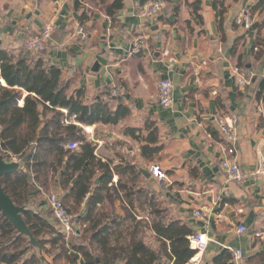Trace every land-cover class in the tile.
I'll return each instance as SVG.
<instances>
[{
	"label": "crops",
	"instance_id": "crops-1",
	"mask_svg": "<svg viewBox=\"0 0 264 264\" xmlns=\"http://www.w3.org/2000/svg\"><path fill=\"white\" fill-rule=\"evenodd\" d=\"M152 1L123 0L117 13L124 28L120 31L111 27L110 18L101 11L89 12L80 26L82 9L76 11L75 0H0V46L14 59L27 53L58 65L71 92L85 89L89 104L104 91V84L117 85L123 94L122 103L130 113L116 124L77 123L87 139L97 144L102 160L113 165L128 162L147 171L131 188L133 207L124 200L125 190L116 188L118 175H113L109 200L102 204L110 219H123L129 212L134 222L146 221L145 229L153 238L152 221L181 220L194 234L203 232L207 245L188 264H205L223 248L241 249L243 263L264 264V176L255 174L264 160V91L259 93L264 85V46L263 55L254 59L255 28L245 30L242 25L244 11L257 0H223L224 39L213 8L216 0H163L165 7L153 22L143 16ZM194 1H198L196 11ZM260 19L264 10L254 13L253 24ZM46 26H51L46 48L27 50L25 38ZM79 27L86 37L77 34ZM260 36L264 41V23ZM240 37L238 51L246 65L238 68L230 49ZM136 40L144 42L142 54L129 57L127 52ZM242 69L252 75L244 84L239 83ZM165 77L174 84L172 103L166 108L158 104L156 88ZM116 103L109 107L114 110ZM231 114L236 116V140L234 153L227 154L218 120ZM132 128L137 129L134 136ZM151 131L161 145L152 157L140 151V145H152L146 142ZM225 159L239 165L242 181L228 179L222 166ZM157 163L165 179L150 175L149 167ZM42 200L31 194L28 209L42 212L47 206ZM196 209L210 218L209 226L193 217ZM241 225L246 229L238 232ZM160 262L171 264L166 258Z\"/></svg>",
	"mask_w": 264,
	"mask_h": 264
},
{
	"label": "trees",
	"instance_id": "trees-1",
	"mask_svg": "<svg viewBox=\"0 0 264 264\" xmlns=\"http://www.w3.org/2000/svg\"><path fill=\"white\" fill-rule=\"evenodd\" d=\"M191 5L196 11L198 1ZM74 8L82 9L78 17L80 26L85 24L89 12L101 11L110 18L112 28L124 29L117 19L123 0H75ZM213 8L218 31L224 39L223 0L214 1ZM248 10L262 14L264 0H257ZM263 23L264 19H260L255 26L251 49L254 59L263 55L264 41L260 36ZM251 29L252 26L248 30ZM241 38L230 49L238 68L246 65L244 55L238 51ZM142 51L143 48L128 56H139ZM61 75L58 65H49L43 58L27 53L14 59L0 46V80L5 83L0 82V154L3 158L13 155L18 160L28 154L23 168L1 176L0 183L15 205L29 206L33 194L43 197L41 204L46 203L45 209L48 208L47 212L27 209L22 213L40 251L26 237L17 234L0 214V264H157L163 258L171 264H188L197 253L190 247L189 236L194 235V230L189 224L181 220L152 221L150 227L159 243L158 248H153L140 235L142 220L134 222L129 212L123 219H110V214L102 208L104 201L109 200V184L114 174L118 175L116 188L125 190L124 200L133 207L131 188L142 175L135 164L113 165L107 159L102 160L97 144L87 139L77 125L116 124L129 115V107L122 103L123 94L119 91L116 97L112 95L117 85L104 84V91L89 104L85 89L71 92L70 82L62 80ZM263 91L261 85L259 93ZM113 101L117 102L114 110L109 107ZM136 130L130 129L131 136ZM157 140V133L151 131L146 142L155 145H140L141 153L151 157L157 153L161 148ZM74 141L79 143L77 148L66 147ZM125 175L127 179H123ZM58 192L71 215L72 231L68 236L58 228L59 223L47 204V196ZM205 264L234 262L229 250L223 248Z\"/></svg>",
	"mask_w": 264,
	"mask_h": 264
},
{
	"label": "built area",
	"instance_id": "built-area-1",
	"mask_svg": "<svg viewBox=\"0 0 264 264\" xmlns=\"http://www.w3.org/2000/svg\"><path fill=\"white\" fill-rule=\"evenodd\" d=\"M165 3L163 0H153L151 3L143 11V16L148 19V21L156 20L157 15L164 8ZM254 13L250 10L246 9L242 16L243 27L245 30H248L253 24ZM51 34V26H46L39 34L30 36L25 41V47L27 50L32 52H38L43 48L44 42L50 39ZM77 34L84 38L86 34L84 33L82 27H79L77 30ZM144 47V42L142 40H136L132 43L130 50L127 52L128 55L138 53ZM164 55H168V51H164ZM172 62L168 64V68L170 69ZM252 77L251 73L242 69L241 77L239 79L240 84L247 83L248 80ZM157 88V102L161 107H169L172 103L173 96V88L174 84L170 78H161L158 80L156 84ZM119 90L117 88H113L112 95L116 96ZM218 130L223 140L226 143V153L232 154L234 153L233 143L236 140V116L234 114L224 116L218 120ZM79 145L78 142H70L66 145L67 148H77ZM6 161H17V157L13 155H9L4 158ZM222 166L225 168L227 172V177L232 181H242L244 178V174L240 169L239 165L234 160L225 159L222 162ZM150 175L157 180H162L166 178L164 171L161 169L159 165H151L149 167ZM255 174H259L264 176V160L260 162V165L255 170ZM47 204L51 207L55 218L59 223V227L65 233L66 236L72 231L71 224V215L67 212L65 206L62 203L60 196L57 193H51L47 196ZM193 217H195L203 226L210 225V218L202 213L200 210H194L192 212ZM245 227L243 225L238 226V232L245 231ZM190 247L196 249L197 253L202 252L208 242V238L205 236L203 232L196 233L194 235L189 236ZM230 256L234 264H244L243 263V251L241 249H229Z\"/></svg>",
	"mask_w": 264,
	"mask_h": 264
},
{
	"label": "water",
	"instance_id": "water-1",
	"mask_svg": "<svg viewBox=\"0 0 264 264\" xmlns=\"http://www.w3.org/2000/svg\"><path fill=\"white\" fill-rule=\"evenodd\" d=\"M256 23L252 25L255 28ZM154 29L157 27L154 26ZM1 149V146H0ZM28 154H26L21 160L17 161H6L3 156L0 154V178L3 175L14 173L22 168L23 164L25 163ZM139 171L146 175L147 171L143 168H140ZM98 182V179L95 180V183ZM28 209L27 206H18L15 205L9 195L4 192L3 187L0 183V214L4 216L16 229L17 234H21L28 239L30 244L37 248L40 251V246L38 245L37 241L35 240L34 236L30 232L28 226L24 222L22 218V213ZM157 264H162L158 262Z\"/></svg>",
	"mask_w": 264,
	"mask_h": 264
},
{
	"label": "rangeland",
	"instance_id": "rangeland-1",
	"mask_svg": "<svg viewBox=\"0 0 264 264\" xmlns=\"http://www.w3.org/2000/svg\"><path fill=\"white\" fill-rule=\"evenodd\" d=\"M30 37V36H29ZM50 37H51V34H50ZM28 38V37H27ZM50 39H48V40H46L45 42H44V45H43V48L40 50V51H38V52H42L43 51V49L44 48H46V45H47V42L49 41ZM116 97V96H115ZM157 165H158V163H157ZM44 211L45 212H47L48 211V208H44ZM146 215H147V213H146ZM142 221H145V220H142ZM145 223H146V221H145ZM145 223H143L142 222V228H141V233H140V235L142 236V238L146 241V242H148V244L150 245V246H156V248H158L159 247V243H158V240L155 238H153V236L150 234V232L147 230V229H145ZM192 263L191 264H196L195 262H193V261H191Z\"/></svg>",
	"mask_w": 264,
	"mask_h": 264
},
{
	"label": "bare ground",
	"instance_id": "bare-ground-1",
	"mask_svg": "<svg viewBox=\"0 0 264 264\" xmlns=\"http://www.w3.org/2000/svg\"><path fill=\"white\" fill-rule=\"evenodd\" d=\"M196 258V257H195ZM194 259V258H193Z\"/></svg>",
	"mask_w": 264,
	"mask_h": 264
}]
</instances>
